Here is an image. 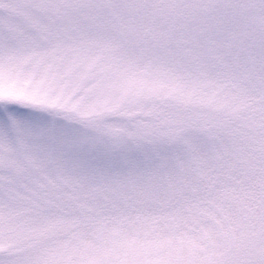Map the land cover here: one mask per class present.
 Instances as JSON below:
<instances>
[{
  "label": "snow or ice",
  "instance_id": "1",
  "mask_svg": "<svg viewBox=\"0 0 264 264\" xmlns=\"http://www.w3.org/2000/svg\"><path fill=\"white\" fill-rule=\"evenodd\" d=\"M0 264H264V0H0Z\"/></svg>",
  "mask_w": 264,
  "mask_h": 264
}]
</instances>
